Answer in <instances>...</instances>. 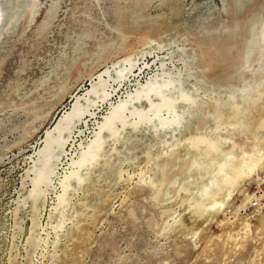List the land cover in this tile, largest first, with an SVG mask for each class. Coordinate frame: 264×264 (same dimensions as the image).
<instances>
[{
	"label": "rangeland",
	"instance_id": "obj_1",
	"mask_svg": "<svg viewBox=\"0 0 264 264\" xmlns=\"http://www.w3.org/2000/svg\"><path fill=\"white\" fill-rule=\"evenodd\" d=\"M263 19L264 0H0V264H264V53L247 55ZM104 69L109 95L91 98L35 198L45 129ZM147 80L194 104L176 103L178 125L130 116L105 132L59 203L70 161ZM243 152L259 163L223 183L216 167Z\"/></svg>",
	"mask_w": 264,
	"mask_h": 264
},
{
	"label": "bare ground",
	"instance_id": "obj_2",
	"mask_svg": "<svg viewBox=\"0 0 264 264\" xmlns=\"http://www.w3.org/2000/svg\"><path fill=\"white\" fill-rule=\"evenodd\" d=\"M253 45L257 47V59L259 60L264 53V19L259 26L256 40L251 42V46L247 49L248 56L251 53ZM117 63L118 62H116V64ZM124 69L125 68L117 69L118 77L123 75ZM107 72L108 69L100 71L83 92L73 95L69 106L62 110L61 113L56 116L54 122L45 129L42 136V145L35 153L36 157H34L32 194L35 198L41 194L44 186L50 181L55 169V159L58 158L57 152L58 150L64 149L70 134L75 126H77V122L93 113L94 99L91 98L99 96L105 99L109 95L104 85V79L102 78ZM172 88H174L173 81L170 80H165V82L160 85H157L156 81L147 80V82L142 83L135 91L125 96L124 99H119L111 105L109 111L104 114L102 119L98 122L93 136L81 149L78 157L70 161V170L59 178L58 183L62 188L61 193L57 196L59 203L66 200L65 194L71 185L70 180L82 181L83 177L80 174V169L94 162L99 156L103 147L105 132L112 136H118V124L121 123L125 125L130 116H134L139 121H153L155 119L159 121L161 125L168 126L178 125L180 123L181 115L178 113L176 103H182L189 107V105L194 104L195 99L184 91H181L177 95L168 92ZM243 88L244 89H241V91L245 90V87ZM141 96L145 97L148 101L146 108H137L135 105L129 106L133 98H139ZM197 140L198 141H195L196 145L199 141H202L206 144V149L218 150L217 142L205 136H199ZM259 158V153L256 155L254 152H243V158L239 160V163H235L232 155H226L222 162L218 164V167H216V171L220 173L223 183L230 184L233 182L236 175H241L246 172V170H253L259 163ZM201 162L199 164L203 166L205 162ZM194 164L199 165L198 161H194ZM216 182L217 178H211V184H215ZM203 192L208 193L209 190L206 188ZM211 192L209 194H211ZM216 201L217 200L214 199L213 203ZM248 225V222L245 223V230L248 228Z\"/></svg>",
	"mask_w": 264,
	"mask_h": 264
}]
</instances>
